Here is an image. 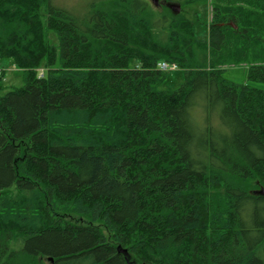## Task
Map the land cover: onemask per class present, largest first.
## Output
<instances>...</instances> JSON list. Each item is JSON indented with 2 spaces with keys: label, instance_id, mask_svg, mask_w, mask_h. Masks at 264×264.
<instances>
[{
  "label": "trees",
  "instance_id": "1",
  "mask_svg": "<svg viewBox=\"0 0 264 264\" xmlns=\"http://www.w3.org/2000/svg\"><path fill=\"white\" fill-rule=\"evenodd\" d=\"M158 1L0 0V264H264V0Z\"/></svg>",
  "mask_w": 264,
  "mask_h": 264
},
{
  "label": "rangeland",
  "instance_id": "2",
  "mask_svg": "<svg viewBox=\"0 0 264 264\" xmlns=\"http://www.w3.org/2000/svg\"><path fill=\"white\" fill-rule=\"evenodd\" d=\"M94 1L101 0H52L54 5L71 10L72 12H76L80 15L86 12L89 8V5ZM147 1L159 15H167L169 13L168 10L172 13L168 5L161 6V2H159L158 0L157 5H153L150 0ZM159 6H161V8ZM182 9V13L194 21L196 36L200 39H206L208 35V24L211 17V7L209 2H200L190 6H183ZM53 44L57 45V40L55 37L53 39ZM0 69L4 70V76L2 81L0 82L1 86L3 87V91L1 92V94H4L7 91L21 87L23 85L22 71L16 68L11 60L0 59ZM223 77L235 84H249L250 86L258 88L263 87L262 83L248 82L246 80V66L244 65L226 68L223 73ZM183 79V70H169L167 72L165 81L159 86V89L165 91L174 90L183 81ZM195 109L196 108H194V110ZM214 125L215 121L213 122V126Z\"/></svg>",
  "mask_w": 264,
  "mask_h": 264
},
{
  "label": "water",
  "instance_id": "3",
  "mask_svg": "<svg viewBox=\"0 0 264 264\" xmlns=\"http://www.w3.org/2000/svg\"><path fill=\"white\" fill-rule=\"evenodd\" d=\"M150 1L154 5H157V0H150ZM168 7L175 14H179L180 13V6L179 5H177V4H169ZM232 27L235 28V26H233V25H232ZM260 192L264 194V190H261ZM118 252L119 253H123V254H126L127 253V251L125 249H121L120 247H118Z\"/></svg>",
  "mask_w": 264,
  "mask_h": 264
},
{
  "label": "built area",
  "instance_id": "4",
  "mask_svg": "<svg viewBox=\"0 0 264 264\" xmlns=\"http://www.w3.org/2000/svg\"><path fill=\"white\" fill-rule=\"evenodd\" d=\"M174 69H176L175 65H169L163 61H161L157 64V70H159L161 72H167L169 70H174ZM2 73H3V71L0 69V77L2 76Z\"/></svg>",
  "mask_w": 264,
  "mask_h": 264
}]
</instances>
